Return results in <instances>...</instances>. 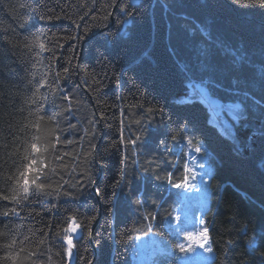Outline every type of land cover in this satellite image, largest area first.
<instances>
[{
	"label": "trees",
	"instance_id": "obj_1",
	"mask_svg": "<svg viewBox=\"0 0 264 264\" xmlns=\"http://www.w3.org/2000/svg\"><path fill=\"white\" fill-rule=\"evenodd\" d=\"M93 2L0 0V195L16 193L31 159L48 165L42 182L63 185L59 196L31 186L19 206L0 200V256L8 233L18 241L29 236L23 246L35 249L43 229L48 240L35 264H68V255L58 253L74 213L82 228L70 264H130L133 238L166 233L165 219L173 221L180 199L163 177L182 175L187 135L210 165L207 204L198 213L213 252L206 264H261L264 126L258 111L234 128L217 114L245 91L264 97V10L246 7L248 0H123L136 15L111 8L104 22L109 0H95L94 8ZM201 49L210 53L208 66ZM64 96L72 98L70 111ZM137 136L135 146L128 143ZM46 142L56 148L32 153V143ZM10 208L19 214L4 217ZM148 213L155 219L144 220ZM253 238L259 248L250 250ZM166 264L178 262L171 257Z\"/></svg>",
	"mask_w": 264,
	"mask_h": 264
},
{
	"label": "snow or ice",
	"instance_id": "obj_2",
	"mask_svg": "<svg viewBox=\"0 0 264 264\" xmlns=\"http://www.w3.org/2000/svg\"><path fill=\"white\" fill-rule=\"evenodd\" d=\"M239 2V0H237ZM246 7H253L260 10H264V0H248V3L245 5ZM84 7H87V5H84ZM92 7H95V0L92 4ZM111 8H118L121 13H123L125 16L128 17H134L136 15V12L133 10L131 5L124 4L123 0H109L108 3L102 5V10L104 11V14L102 16V21L106 22L109 17L111 16V13L107 11V9ZM87 15V13H85ZM50 19L52 17H49ZM55 18L59 19V16H56ZM83 17H81L82 19ZM79 26V25H77ZM70 39H77V37L72 36L69 37ZM38 43V38L34 39L32 41H28L27 45L28 47H31L33 44ZM41 49H43V44H40ZM209 51L207 49H201V57L204 60L205 66L207 65V59L209 56ZM236 58H234L235 61ZM244 58L241 57L240 60L242 61ZM69 68H64V74L67 75L69 73ZM59 75V74H58ZM99 83V82H97ZM117 85L119 86V79H117ZM264 87V85H262ZM241 89L239 88V81L237 80L235 82V92H239ZM63 99L65 101L69 102V108L68 111L71 110V103L72 98L70 96H64ZM223 107V106H222ZM149 112H163L162 108H149ZM260 113L259 117V123L264 126V97L257 98L254 93L245 91L244 97L239 102L233 103L228 105L223 111L218 113V116H225L226 117V123L230 124L232 128L238 123H241L243 121L249 120V118L254 115L256 112ZM44 117L41 116L40 120H43ZM54 117H49V122L51 123L54 121ZM137 124H140V121H136ZM38 127V125H37ZM70 127H74V125H70ZM189 129L188 122H185L183 124V132H187ZM50 131H52L50 129ZM178 131H180L178 129ZM183 132L180 134L183 135ZM229 134H231L229 132ZM261 134L264 135V127L261 129ZM255 135V134H253ZM38 138V137H37ZM183 138L188 141L189 146H192V139L184 135ZM140 137L137 136L136 139L128 141V143H131L133 146H135L136 141L139 140ZM60 140L59 136L55 137V141L58 143ZM172 140H176V136H172ZM161 144H164L165 141L161 140ZM93 147H95L93 145ZM56 143H45L43 145V148H41V145L38 143H32L31 144V151L34 154L39 155L41 151L48 152L49 149H55ZM195 151L197 153H200L202 151L201 147L197 146L195 147ZM57 160L62 159V157L57 156ZM127 157L122 159L121 163H126ZM147 163H151V161H148ZM48 165L44 160H37V159H31L28 164L24 166L23 171L19 173V179L16 181L17 184V190L16 193L12 196L8 195H0V200L9 201L11 203H14L16 205H22L23 202L29 200V194H30V188L31 186H34L35 189L40 190L41 192H44L46 195H53V192L56 193L57 196L60 194V189L63 187L61 184H57L55 187L53 185L42 182L41 180V173L44 169H47ZM201 167H204V165H201ZM144 171H150V169L145 168ZM124 173L121 171V178L123 179ZM158 180L161 179L157 175L156 177ZM163 179L172 187L175 189H184L187 190L189 188L194 187L192 185L191 181L195 179V173L193 169L187 166L185 164L183 166V172L182 175L176 177L172 173H168L163 177ZM90 183H93L91 180H89ZM120 181H117V186L119 185ZM64 185H68L72 188L77 187L76 183H69V181H64ZM97 195H100V189H96ZM64 195H68L67 192L63 193ZM135 203L138 206L143 207L145 201L142 198H137L135 200ZM19 213L17 212L16 208H10L8 210H5L2 215L4 217L11 216H17ZM37 215H42V213H37ZM176 220H179V216L173 217ZM144 220L149 219H155V216H153L151 213H148L143 217ZM95 220V216L89 217L87 220L88 228L86 229L88 231L89 236L91 235V223ZM46 227L51 231V229L55 228V225H46ZM82 228V224L77 222V215L74 213H71L67 216V225L63 227L62 233L63 235L60 237L62 239V253L60 254H67L71 255L73 248L76 246V240H75V234H77L80 229ZM59 236V234H57ZM156 235H159V233H156ZM29 236H24L23 241H18L16 238H14L13 233H8L5 236L6 243H4V255L0 256V260L7 262V264H25V261H29L30 264H35V259L38 256V252L41 250L42 246H45L48 240V233H46L43 229L40 230V237L35 241V249L26 248L23 246L24 242L29 241ZM208 239H209V230L207 227H202L199 231H187L183 233L182 241L177 242L176 248L180 253L187 254L189 252H194L195 249L198 247L200 249H203L205 251L211 252V248L208 247ZM228 244L231 245L232 241H228ZM63 245H66V247H63ZM248 248L250 250H255L259 248V243L257 238H253L252 241L248 244ZM23 254V255H22ZM173 255L175 252L172 253ZM261 256V264H264V252L260 253ZM244 264H248L247 261L244 262Z\"/></svg>",
	"mask_w": 264,
	"mask_h": 264
},
{
	"label": "rangeland",
	"instance_id": "obj_3",
	"mask_svg": "<svg viewBox=\"0 0 264 264\" xmlns=\"http://www.w3.org/2000/svg\"><path fill=\"white\" fill-rule=\"evenodd\" d=\"M187 151L190 155L191 168L200 177L199 186L193 179L191 183L194 187L187 190L175 189V197H178L180 202L173 217L179 216L180 219L173 218L172 221L170 216L167 217L165 219L166 233L156 235L158 232L151 231L149 234L136 235L131 241L130 264H166L167 259L171 257H174L178 264H206L213 259L212 249L208 252L197 247L194 252L184 254L176 248L177 242L182 241L184 232L199 231L202 228L198 213L207 204L209 192L207 171L210 165L205 155L197 153L195 148L189 145ZM208 247L211 248L209 239ZM173 252H175L174 255Z\"/></svg>",
	"mask_w": 264,
	"mask_h": 264
},
{
	"label": "water",
	"instance_id": "obj_4",
	"mask_svg": "<svg viewBox=\"0 0 264 264\" xmlns=\"http://www.w3.org/2000/svg\"><path fill=\"white\" fill-rule=\"evenodd\" d=\"M73 256H74V255H73V250H72V254H71L70 256L68 255V264H70V262H71Z\"/></svg>",
	"mask_w": 264,
	"mask_h": 264
},
{
	"label": "bare ground",
	"instance_id": "obj_5",
	"mask_svg": "<svg viewBox=\"0 0 264 264\" xmlns=\"http://www.w3.org/2000/svg\"><path fill=\"white\" fill-rule=\"evenodd\" d=\"M188 158H190V155L188 154Z\"/></svg>",
	"mask_w": 264,
	"mask_h": 264
}]
</instances>
